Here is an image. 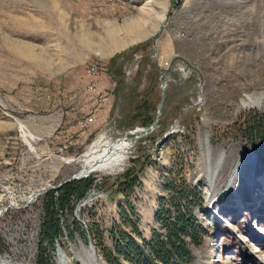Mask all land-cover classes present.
Masks as SVG:
<instances>
[{
	"label": "rangeland",
	"instance_id": "rangeland-1",
	"mask_svg": "<svg viewBox=\"0 0 264 264\" xmlns=\"http://www.w3.org/2000/svg\"><path fill=\"white\" fill-rule=\"evenodd\" d=\"M153 18L146 40L99 55L110 31ZM110 147L114 173L79 176ZM82 179L93 187L43 243L52 264H82V246L118 259L128 203L152 241L177 187L208 232L186 264H264V0H0V264H39L47 196Z\"/></svg>",
	"mask_w": 264,
	"mask_h": 264
},
{
	"label": "trees",
	"instance_id": "trees-1",
	"mask_svg": "<svg viewBox=\"0 0 264 264\" xmlns=\"http://www.w3.org/2000/svg\"><path fill=\"white\" fill-rule=\"evenodd\" d=\"M151 121L152 119L148 118L144 124L148 126ZM134 174L135 171L132 169L124 175L125 184L129 181L138 182V179L133 177ZM93 184V179L73 181L47 196L43 210L39 264H52L47 249L43 248V243L52 246L54 239L61 233L60 214L65 211L72 213L73 201L83 199ZM178 188L173 195V213L170 214L164 204L161 205L162 213L158 215L157 221L164 232L158 231L152 241H146L136 223L131 221L137 215L135 209L128 203V212L123 211L122 220L132 232L127 233L120 227L116 228L115 252L118 259L114 258L112 253H108L107 259L110 264H120V259L131 264H186L192 256L191 247H201L208 232L193 215L191 208L182 204L183 200L190 205L200 203L201 200L187 187ZM136 238L144 245L139 244Z\"/></svg>",
	"mask_w": 264,
	"mask_h": 264
},
{
	"label": "bare ground",
	"instance_id": "bare-ground-1",
	"mask_svg": "<svg viewBox=\"0 0 264 264\" xmlns=\"http://www.w3.org/2000/svg\"><path fill=\"white\" fill-rule=\"evenodd\" d=\"M159 19H163L164 16H156ZM154 22V23H153ZM153 22L150 19H147L144 23H132L131 26H128V28L125 32V34L118 35L114 31L109 32V40L110 43L113 45L106 51H102L99 53L100 56L106 57V56H113L116 53H119L121 51H125L127 48L134 46L138 43H141L142 41L146 40L153 32L154 27H157V22L153 18ZM142 31V32H141ZM152 32V33H150ZM169 78V76L165 77L164 83L166 84V79ZM121 147H126L127 145L122 144ZM119 147H117L118 149ZM123 148V149H124ZM116 147H110L106 149L104 152L100 154H94L92 157H90L85 164V167H83L82 172L79 174V176H87L94 171L96 172H106V173H114L116 168L120 165H122V162L124 161V157L122 152L120 150H117ZM223 160V154H220L217 156L215 161L218 163H221ZM247 162H253V157L247 156L243 157L237 165L235 166L232 174V177L228 181V185H232L236 178L239 176L240 170L244 163ZM227 186V185H226ZM213 195L211 196V200H213ZM3 211H0V219L3 215ZM82 252L77 253L78 259L82 262V264H105L101 261V259L95 255L93 252L94 249L90 247L91 249L86 248L85 246H82ZM77 259V258H76Z\"/></svg>",
	"mask_w": 264,
	"mask_h": 264
},
{
	"label": "built area",
	"instance_id": "built-area-1",
	"mask_svg": "<svg viewBox=\"0 0 264 264\" xmlns=\"http://www.w3.org/2000/svg\"><path fill=\"white\" fill-rule=\"evenodd\" d=\"M91 75H94V74H92V71H91Z\"/></svg>",
	"mask_w": 264,
	"mask_h": 264
}]
</instances>
